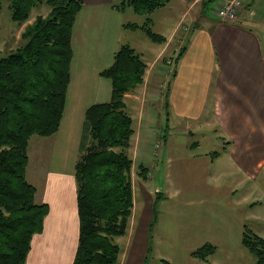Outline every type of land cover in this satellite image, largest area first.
Masks as SVG:
<instances>
[{
  "label": "crops",
  "instance_id": "obj_1",
  "mask_svg": "<svg viewBox=\"0 0 264 264\" xmlns=\"http://www.w3.org/2000/svg\"><path fill=\"white\" fill-rule=\"evenodd\" d=\"M81 1L60 129L48 138L35 136L29 144L27 177L37 188L36 202L48 204L49 213L43 231L33 237L27 264L74 262L80 236L75 168L85 114L90 106L107 102L99 101L101 73L128 42V33L136 31L125 25L136 23L138 15L132 11L127 18L128 10L116 7L120 0ZM215 1L219 5L221 0L169 2L152 15H159L162 26L156 32L166 42H142L141 53L127 43L147 65L143 84L125 99L138 124L130 152L137 178L127 234L147 225L137 230L133 248L139 251L126 264H139L148 250L155 192L165 200L159 207L161 254L172 264H237L244 226L263 235L246 222L247 202H254L255 195L264 200V180L258 179L264 171V0H247L233 23L222 22L218 8L209 15ZM160 130L163 148L155 149ZM205 138L218 151L204 148ZM140 166L149 174L145 179L138 175ZM137 185L141 202L135 197ZM138 210L142 220L137 222ZM208 243L218 247L209 261L191 256Z\"/></svg>",
  "mask_w": 264,
  "mask_h": 264
},
{
  "label": "trees",
  "instance_id": "obj_2",
  "mask_svg": "<svg viewBox=\"0 0 264 264\" xmlns=\"http://www.w3.org/2000/svg\"><path fill=\"white\" fill-rule=\"evenodd\" d=\"M214 1V0H213ZM12 19L29 20L31 10L45 4L47 17L27 25L23 44L0 59V264H27L33 237L44 229L48 204L36 202L37 188L28 180L29 144L33 137H51L61 126L71 78L72 35L81 0H0ZM170 0H120L117 9L144 16L143 25L126 28L145 32L155 43L166 38L153 30L152 15ZM147 65L129 44L116 52L101 76L111 81V99L90 106L76 163L79 244L73 264H119L121 247L134 208L133 160L135 132L125 96L144 82ZM217 154H219L217 152ZM139 175L145 168L140 166ZM243 246L264 264V237L245 225ZM151 248L149 247V251ZM217 252L205 244L192 253L207 262ZM161 264H172L162 259Z\"/></svg>",
  "mask_w": 264,
  "mask_h": 264
},
{
  "label": "rangeland",
  "instance_id": "obj_3",
  "mask_svg": "<svg viewBox=\"0 0 264 264\" xmlns=\"http://www.w3.org/2000/svg\"><path fill=\"white\" fill-rule=\"evenodd\" d=\"M174 1H176V0H172L170 2V4H174ZM215 2H217V3H211V10L209 12V15H211L210 14L211 12L213 13V10H215L219 7L218 1H215ZM245 7H246V4H245ZM131 12H132L131 9L128 10V12L126 13L127 18H128V16H131ZM49 13H50V8L48 6H46L45 4L39 5L38 7H35L31 10L29 20L26 21L25 23L21 24V23H18L12 19V13L8 7V3L7 2L3 3V8L0 12V59L7 57L12 51L18 49L24 43L23 40L21 39V36H22L23 32L25 31L27 25L32 24L40 16L41 17H47L49 15ZM158 14H160V13H158ZM135 16H137V15H135ZM173 16H174V14H173ZM140 17L137 16L136 17L137 19L135 20V22L138 25H143L146 22V18L144 16H140ZM163 18H165V17H163ZM174 19H177V18L174 16ZM152 20L157 22V27H155L154 25L152 26L153 30L156 32V29L159 26H162L161 24L158 23L159 15H155ZM153 24H154V22H153ZM127 38H128V42L126 41L125 44L132 43L133 45H137L136 49L140 53L142 51L141 50L142 46L140 45L142 42H147L148 44L152 43V41L147 37L145 32L141 29H138L133 33L129 32L127 35ZM176 44L177 43L175 42L174 46H176ZM183 44L184 43H182V40H180V41H178L177 47L180 48V46H182ZM180 49L178 51H180ZM176 58L177 57L172 58V61L174 62V60H176ZM167 69H169V68H167ZM145 76H146V74H145ZM145 76H144V80H145ZM101 80H102V84H101V91H100L101 93L99 96V101H109L111 96H109V98H105V96H107V94L111 95V81L106 77H103V79H101ZM165 85H166V83H165ZM138 88L134 92H131L128 94H136L137 91L139 90ZM165 89H166V87H164L163 90L166 91ZM128 94H126V96ZM126 96H125V99H126ZM104 98H105V100H103ZM125 102H126V100H125ZM126 106H127V110L133 116V118L135 120V122H134L135 123V126H134L135 132H134V135H133L132 140H131V142L133 144L136 140L138 124H137L136 116L130 111L127 103H126ZM158 125L162 128L161 121L158 123ZM161 133H162V131L160 130V132L158 133L160 135V138H159V140L154 142L155 143V145H154L155 149H159V147L163 146ZM191 141H193V140H191ZM131 147H132V145H131ZM131 147L129 148V155L130 156H131L130 152H133V151H131ZM154 147H153V151H154ZM213 147H215L214 142L211 141V139L205 138V147L204 148L213 149ZM217 148H219V147H217ZM196 149H198V148H196ZM219 149H221V148H219ZM215 150H217L216 147H215ZM140 171H141V168H139V170H138V175H139ZM132 173H133V170H132ZM146 173H144V174L146 175ZM158 176H159V174H158ZM133 178L136 179L137 174H134ZM142 178H144V177H142ZM258 179L264 180V171H263L262 178H258ZM152 184H154L152 186V192H154L156 190L157 185H156V182H153ZM136 187L137 188H135V197H137V200L139 202H141V198H142L141 192H140L138 185ZM152 198L154 200L153 211H154L155 217L153 218V222H152L150 229H149V240H150V242L148 245V250L146 249L144 255L142 256L144 258L139 264H161L162 259L170 260L168 257L163 256L161 254V252L163 251V248H162L163 242L161 240V235H163V234H161V232L159 230L160 215H161L160 211H159V207H160V203L162 204L163 201H165V200H163L164 195L163 194H157L155 192L152 195ZM167 201H169V200H167ZM247 204L249 206V211H248L246 223L249 224L250 227L252 226L257 232L260 231L264 235V224H263V222H264V200H258L257 201V195H255L254 196V202H252V201L247 202ZM135 211H136V209H135ZM139 219L142 220V215L140 214V210H138V213H137V218H136L137 222ZM146 225H147V223H146ZM145 226H143V225L136 226V227H134V233H128L125 237L116 238V242L120 245V247L122 249L119 264H126V262L128 263L131 254L132 253L137 254L136 252H138L139 250L135 251V248H133V245L135 242L134 237L137 233V230L139 229L140 233H141L142 229ZM246 226H248V225H246ZM263 235H262V237H264ZM138 244H139V241L137 240L136 245L138 246ZM149 247L151 248L150 251H149ZM217 250H218V247H217ZM191 256H193V255H191ZM243 259H245V262L243 261ZM256 262H257V259L245 247H243V253H240L237 257V264H256Z\"/></svg>",
  "mask_w": 264,
  "mask_h": 264
},
{
  "label": "built area",
  "instance_id": "obj_4",
  "mask_svg": "<svg viewBox=\"0 0 264 264\" xmlns=\"http://www.w3.org/2000/svg\"><path fill=\"white\" fill-rule=\"evenodd\" d=\"M246 2L247 0H221L216 12L218 18L224 23L237 22Z\"/></svg>",
  "mask_w": 264,
  "mask_h": 264
}]
</instances>
